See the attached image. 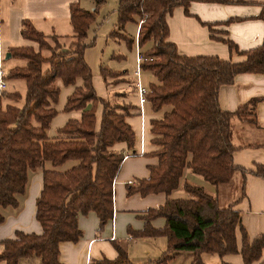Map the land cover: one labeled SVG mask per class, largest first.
<instances>
[{"label":"trees","instance_id":"16d2710c","mask_svg":"<svg viewBox=\"0 0 264 264\" xmlns=\"http://www.w3.org/2000/svg\"><path fill=\"white\" fill-rule=\"evenodd\" d=\"M93 1L94 11L83 9L78 2L70 4L74 41L67 48L57 35H45L31 21L23 20L22 36L35 41L39 50L17 47L6 53L9 58L26 60L23 67L10 69L5 75V79L24 80L26 92L23 103L19 92L0 94V223L4 220L3 208L19 205L18 197L25 193L29 171H42L43 186L35 204V218L42 231H17L13 238L3 240L0 261L5 264H20L24 259L35 258L39 264H63L59 259V244L80 239L79 215L94 212L100 227L112 217L113 181L124 155L109 148L126 142L133 150L135 134L125 121L130 107L116 99L98 96L93 87L92 70L84 57L92 43L86 44L85 39L95 21L97 7L105 0ZM187 3L188 0H118L117 3V29L134 22L139 25L138 46L150 44L142 51L148 60L141 63L142 70L154 77L148 84L146 97L154 112L162 111V118L151 120V132L156 135L153 142L159 147L154 152L158 164L149 166V177L139 180L135 187L129 185L127 193L144 196L163 192L169 196L163 205L147 211L143 230L130 234L166 235L168 244L163 256L147 264H165L182 251L192 254L189 264H201L202 252L219 256L239 252L248 264L259 259L264 234L248 244L240 228L242 245L237 250L234 229L239 225L238 211L232 205L220 207L215 192L189 182L183 173L197 175L215 188L228 183L236 170L247 173L232 163L231 119L254 123V107L260 98H251L228 112L218 107L216 93L219 85L231 83L237 73L264 72V40L242 52L245 59L240 62L179 55L174 44L167 40L166 15L175 6L186 10ZM111 35L125 40L128 47L135 43V38L119 36L117 31ZM226 43L230 50L236 51L231 42ZM42 50L49 54L44 56ZM100 73L105 81L108 75L116 76L102 66ZM78 77L83 80V86L76 87L67 98L64 110L80 111L81 117L69 119L57 130L58 136L51 138L46 130L57 114L56 81L61 79L63 85H70ZM4 100L8 101L5 105ZM98 104H102L103 111L96 130ZM71 161L70 168L59 170ZM248 173L264 178V165L256 164ZM178 186L185 197L171 198ZM157 217L165 219L162 229L149 224ZM115 248L118 256L114 260L103 259L99 264H133L123 247L115 244Z\"/></svg>","mask_w":264,"mask_h":264},{"label":"crops","instance_id":"0c3cea01","mask_svg":"<svg viewBox=\"0 0 264 264\" xmlns=\"http://www.w3.org/2000/svg\"><path fill=\"white\" fill-rule=\"evenodd\" d=\"M73 2H78L83 9L89 11H94L96 8L93 0L91 5L86 0H0V70H2L4 58L16 59L7 66L8 71L23 67L26 63L23 59L22 65L18 64L17 57L6 58L9 49L30 47L34 51L39 50L35 41L22 36L23 20L31 21L32 25L45 35H57L63 46L67 48L74 41L69 11L70 4ZM101 5L97 7L96 15ZM128 23L136 25L134 35L136 45L139 25L134 22ZM166 23L167 40L174 44L179 55L212 56L228 62H240L245 59L242 52L260 45L264 40V0H230L227 3L188 0L186 10L182 6H175L173 11L166 15ZM125 27L126 25L123 29L116 27L112 32L117 31L131 38L126 34ZM111 33L110 41L112 38L115 42L116 39L123 40ZM226 41L231 42L236 47V51L230 50ZM149 46L150 44L141 50ZM84 57L88 63L86 53ZM124 58V55L113 53L108 63L100 67L102 66L107 72L115 73L116 76L108 75L105 81L101 73L94 74L92 83L98 96L110 100L114 97L117 102L130 107L125 121L134 131V147L132 150L126 142H118L109 148L125 156L113 181L112 217L103 227H100L99 219L94 212L79 215L78 227L82 232L80 239L77 242L65 241L59 244V259L63 264H99L103 259L114 260L118 256L115 244L125 249L133 264H147L160 259L167 248L166 235L135 237L130 234L143 230L146 225L147 211L163 205L169 196L163 192L144 196L139 193L130 195L127 193L129 185L135 187L139 180L149 177V166L158 164V158L154 152L159 147L153 142L156 135L151 132V120L162 118V111L154 112L150 103L147 102L141 114L133 88L132 71L123 69ZM4 73L6 75L7 72ZM147 73L152 78L149 82H153V75L149 71ZM22 81L24 82L22 79H6V88L0 90V94L4 91L17 92L14 85L21 86ZM9 83L12 84V87H9L11 89H8ZM56 83L59 85L57 114L46 130L51 138L58 136L57 130L69 119L81 117L80 111L66 112L64 107L67 98L75 88L83 86V80L78 77L73 84L63 85L61 79H57ZM254 97L260 98L254 107V123L240 121L236 117L231 119V144L234 147L231 153L232 163L246 170L247 173L242 174L236 170L228 183L217 188L188 171L183 173L184 179L189 182L202 186L209 192H215L220 207L232 205V208L238 211L239 225H236L234 229L237 250L242 245L241 229L245 233L248 244L264 234V178L248 173L249 170L255 169L256 164L264 165V72L237 73L231 83L219 85L216 93L218 107L228 112L234 111L240 104ZM4 102L3 105L8 103V101ZM102 111V104H98L95 111L96 130L100 126ZM64 165L61 167L68 169L72 164ZM128 181L132 183L129 184ZM42 186V171H29L25 193L18 197L19 205L16 208L6 207L1 210L4 220L0 223V252L3 249L1 242L13 238L17 231L41 233V226L35 218V204ZM170 197H185L181 186L174 189ZM149 224L154 229H162L165 219L157 217ZM191 258V253L182 251L174 254L165 264H189ZM200 260L201 264H221L222 262L245 264L239 252L222 256L202 252ZM261 262H264V247L260 251L259 259L248 264ZM0 264L5 262L0 261ZM20 264H39V261L36 258L24 259Z\"/></svg>","mask_w":264,"mask_h":264},{"label":"rangeland","instance_id":"374dc122","mask_svg":"<svg viewBox=\"0 0 264 264\" xmlns=\"http://www.w3.org/2000/svg\"><path fill=\"white\" fill-rule=\"evenodd\" d=\"M86 2L91 5L92 0H86ZM117 0H106L103 5L100 6L98 9V13L95 17V21L91 24L88 29L87 37L85 39L86 44H90L86 50V57L88 63L91 65L92 74L100 75V65L104 63H108V59L111 58L113 53L124 55L125 58L123 59V69H128L132 71L136 66V54H137V46L135 44L132 47H128L126 41L121 39H116V42L112 38L110 41L109 35L110 33L116 28L117 23ZM117 30V29H116ZM136 31V25L133 23L126 24L125 32L127 35L134 38ZM123 33H119V36ZM125 35V34H124ZM126 36V35H125ZM122 37V36H121ZM120 38V37H119ZM47 41L49 44H53L52 41L48 38ZM60 41V40H59ZM143 51V50H142ZM43 54H49V52L43 50ZM84 53V55H85ZM13 59H5L2 61V70L4 72H8L7 66L12 62ZM14 59L13 61H15ZM18 64L22 65L23 59L18 58ZM110 63V62H109ZM148 71L141 72V83L148 87L149 81L152 80L151 75L147 73ZM21 86H15L17 92H19L22 96L20 103L24 101V94L26 92V87L24 82L22 81ZM12 84L8 86V89H11ZM20 89V90H19ZM112 99L115 100L113 97ZM7 101V100H4ZM71 162L67 164H73ZM64 165V166H66ZM65 168L61 167L60 170Z\"/></svg>","mask_w":264,"mask_h":264},{"label":"built area","instance_id":"2783aa9c","mask_svg":"<svg viewBox=\"0 0 264 264\" xmlns=\"http://www.w3.org/2000/svg\"><path fill=\"white\" fill-rule=\"evenodd\" d=\"M136 46H137L136 66L132 70L131 75L133 77V88H134L135 94H136L137 99H138V107H139L140 112L142 114L143 106L145 105V103L148 102L146 95L149 92V88L145 87L141 83V72H142L141 63L143 61L148 60V58L143 55L142 50L138 46V44H136ZM5 88H6L5 73L3 70H0V90H4ZM128 183L131 184L132 181H128Z\"/></svg>","mask_w":264,"mask_h":264},{"label":"water","instance_id":"95a60500","mask_svg":"<svg viewBox=\"0 0 264 264\" xmlns=\"http://www.w3.org/2000/svg\"><path fill=\"white\" fill-rule=\"evenodd\" d=\"M6 58H9V55L8 54L6 55Z\"/></svg>","mask_w":264,"mask_h":264}]
</instances>
